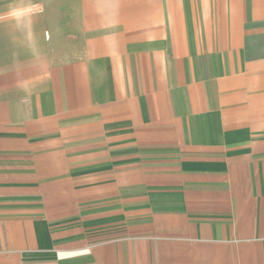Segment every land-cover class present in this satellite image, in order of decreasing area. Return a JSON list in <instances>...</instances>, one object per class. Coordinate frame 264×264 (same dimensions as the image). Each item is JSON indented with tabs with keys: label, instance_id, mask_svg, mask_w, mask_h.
I'll return each instance as SVG.
<instances>
[{
	"label": "crops",
	"instance_id": "obj_1",
	"mask_svg": "<svg viewBox=\"0 0 264 264\" xmlns=\"http://www.w3.org/2000/svg\"><path fill=\"white\" fill-rule=\"evenodd\" d=\"M0 264H264V0H0Z\"/></svg>",
	"mask_w": 264,
	"mask_h": 264
}]
</instances>
